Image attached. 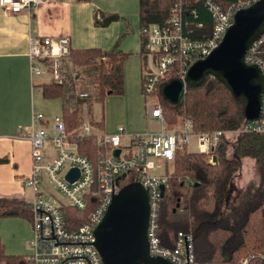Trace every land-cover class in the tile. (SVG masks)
Masks as SVG:
<instances>
[{
  "label": "built area",
  "instance_id": "2783aa9c",
  "mask_svg": "<svg viewBox=\"0 0 264 264\" xmlns=\"http://www.w3.org/2000/svg\"><path fill=\"white\" fill-rule=\"evenodd\" d=\"M257 1L237 0L222 6L214 0H175L162 22L140 26L141 91L147 121H158V130L128 134L120 126L115 132L107 133L96 123L82 120L75 131L69 132L62 116H55L51 121L42 112H32L31 124L23 135L31 143L32 163L29 175L23 179L24 187L32 192L28 205L33 236L28 242L29 254L24 257L27 264H103L95 245L94 230L104 217L113 194L132 182L140 183L148 191L149 253L175 264H195L191 234L179 232L174 248L161 244L158 236L160 187L166 188L169 179L167 164L191 137L195 138L198 151L207 154L212 162L211 151L228 131L194 134L190 118H185L178 130L169 129L163 118L159 93L167 81L184 80L192 64L220 44L233 24L236 11ZM43 2L0 0V6L8 14L30 13ZM197 5L202 7L206 17L199 16ZM263 43L264 34L252 44L245 61L259 66L264 74V59L260 56ZM69 50L68 36L31 37L28 57L33 85L35 78L42 75L60 82V60ZM90 94L82 92L80 97L88 98ZM236 131L264 132V93L260 118L244 119ZM89 136L105 150L96 164L79 151V143ZM115 149H119L117 156ZM71 169L78 171V177L72 181L66 178ZM122 174L125 177L118 179ZM70 209L79 213L71 214ZM261 258L264 262V256ZM240 264H248V259H242Z\"/></svg>",
  "mask_w": 264,
  "mask_h": 264
},
{
  "label": "trees",
  "instance_id": "16d2710c",
  "mask_svg": "<svg viewBox=\"0 0 264 264\" xmlns=\"http://www.w3.org/2000/svg\"><path fill=\"white\" fill-rule=\"evenodd\" d=\"M174 1L139 0L140 24L162 22ZM214 1L223 6L237 0ZM197 8L199 16L206 17L202 7L197 5ZM118 18L116 13L100 11L95 14V24L105 26ZM128 56L129 53L115 48L70 47L69 53L62 58L64 78L60 82L40 84L45 99L61 100L67 131H75L81 124L82 105L92 93L100 102L107 95L123 94V64ZM260 56L264 59V43L260 47ZM81 86L85 89H80ZM82 92L92 93L88 98H82ZM159 97L166 125L174 124L179 118H190L194 131L210 132L233 130L244 121L242 103L212 75H207L199 86H187L177 104H169L160 93ZM96 124L103 126L102 120ZM227 145L228 139L222 137L211 151L216 157L213 163L208 161L205 153L188 152L186 145L176 150L174 166L160 199L158 236L163 246L174 248L179 232L191 234L195 264H240L244 258L248 259V264H264L261 258L264 256V132L239 134L230 157L226 152ZM79 151L93 164L105 152L91 136L79 143ZM239 157L254 160L260 180L254 190L249 186L235 200L228 192L239 166ZM70 212L79 213L75 209ZM10 217L29 220L28 203L14 197H0V219ZM0 264L27 263L22 255L7 254L0 239Z\"/></svg>",
  "mask_w": 264,
  "mask_h": 264
},
{
  "label": "crops",
  "instance_id": "0c3cea01",
  "mask_svg": "<svg viewBox=\"0 0 264 264\" xmlns=\"http://www.w3.org/2000/svg\"><path fill=\"white\" fill-rule=\"evenodd\" d=\"M114 5L129 11H119ZM100 11H117L132 17L119 16L105 26L96 25L95 14ZM133 18L139 20V0H44L30 13L18 14H8L0 6V197H14L27 203L32 198L31 190L23 185L32 166L31 143L23 135L31 124L32 112H43L45 98L40 84L49 81L37 85L31 82L29 39L68 36L73 49L115 48L129 53L124 40L132 32ZM137 109L139 121L128 124V130L124 128L128 134L145 130V112L142 105ZM101 120L104 121L103 116L94 121ZM100 128L103 130L104 126Z\"/></svg>",
  "mask_w": 264,
  "mask_h": 264
},
{
  "label": "water",
  "instance_id": "95a60500",
  "mask_svg": "<svg viewBox=\"0 0 264 264\" xmlns=\"http://www.w3.org/2000/svg\"><path fill=\"white\" fill-rule=\"evenodd\" d=\"M264 34V0L239 9L233 24L220 44L205 58L189 68L185 79L174 78L161 89V97L169 104L179 103L187 86H199L212 75L239 100L244 119L260 118L264 93V74L261 68L247 64L245 55L252 44ZM119 149L114 150V155ZM213 162L216 157H213ZM78 171L71 169L66 178L74 180ZM122 174L118 179H123ZM161 197L165 186L161 185ZM148 191L138 182L125 184L113 194L101 222L94 230L95 245L103 264H175L167 258L149 253L147 228L149 222Z\"/></svg>",
  "mask_w": 264,
  "mask_h": 264
},
{
  "label": "rangeland",
  "instance_id": "374dc122",
  "mask_svg": "<svg viewBox=\"0 0 264 264\" xmlns=\"http://www.w3.org/2000/svg\"><path fill=\"white\" fill-rule=\"evenodd\" d=\"M114 7L118 8L119 11H129L121 6L114 5ZM116 12L117 11H110L109 13ZM116 14L120 17H132L131 15L124 16L120 12H117ZM140 26V20H138V18H133L131 21L132 32L125 37L124 40V44L129 51V56L124 63V93L121 95H107L104 100L100 102L96 99L94 93H92L94 90H90L92 91V96L86 100L87 102L85 104L82 105L81 116H83V121L97 123V121L94 120H100L103 116V130L107 133L115 132L120 126L127 129L128 124L138 123V112H140V110L138 111L137 108H140V105H142L143 111L145 112V119L143 121V128L145 130L141 133L146 132L147 128L150 130H158L160 127L158 121L146 122L147 108L141 91V59L139 54L141 50ZM62 58L60 60V70L61 67H63ZM64 74L65 72H61L60 79L64 78ZM44 81L52 82L57 80H55L52 76L49 77L48 75L36 77L34 80L36 85ZM80 89L84 90L85 88L81 86ZM44 101L45 104L43 106L44 108L42 109V113L46 116V118L52 121L55 116H62L61 100L59 98L44 99ZM183 121L184 118H179L174 124H168L167 127L172 130H178ZM242 123L236 129L227 130L228 133L226 134V138L228 139V145L226 152L229 157L233 156L234 141H236V137L239 134H243L236 131L241 127ZM193 132L194 134L198 133L194 130ZM186 150L188 152L198 151L197 142L194 137L190 138V141L186 145ZM207 159L209 161L208 157ZM238 159L239 166L234 173L235 176L228 192L230 198L235 200L239 199L249 186H252V190H254L256 186L259 185L260 180L256 164L253 159L248 157H239ZM210 163H213V160ZM173 166L174 160L169 163V173L172 171ZM32 236L33 231L30 219L27 220L24 218L10 217L3 218L0 221V239L7 254L22 255L24 257L28 255V242Z\"/></svg>",
  "mask_w": 264,
  "mask_h": 264
}]
</instances>
